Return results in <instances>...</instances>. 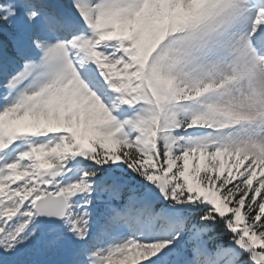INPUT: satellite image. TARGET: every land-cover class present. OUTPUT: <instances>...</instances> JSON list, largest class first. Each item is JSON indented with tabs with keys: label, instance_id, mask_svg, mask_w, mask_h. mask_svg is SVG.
<instances>
[{
	"label": "snow or ice",
	"instance_id": "snow-or-ice-1",
	"mask_svg": "<svg viewBox=\"0 0 264 264\" xmlns=\"http://www.w3.org/2000/svg\"><path fill=\"white\" fill-rule=\"evenodd\" d=\"M0 264H264V0H0Z\"/></svg>",
	"mask_w": 264,
	"mask_h": 264
}]
</instances>
